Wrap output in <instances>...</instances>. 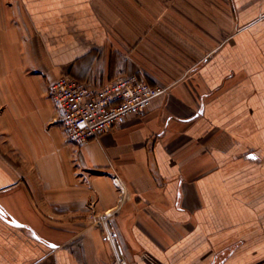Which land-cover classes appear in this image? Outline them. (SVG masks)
I'll return each mask as SVG.
<instances>
[{"label":"crops","instance_id":"1","mask_svg":"<svg viewBox=\"0 0 264 264\" xmlns=\"http://www.w3.org/2000/svg\"><path fill=\"white\" fill-rule=\"evenodd\" d=\"M61 75L167 90L76 145ZM106 211L127 264H264V0H0V264H112Z\"/></svg>","mask_w":264,"mask_h":264},{"label":"built area","instance_id":"2","mask_svg":"<svg viewBox=\"0 0 264 264\" xmlns=\"http://www.w3.org/2000/svg\"><path fill=\"white\" fill-rule=\"evenodd\" d=\"M166 87L150 85L137 75L117 77L102 86L61 75L48 89V95L61 114L62 125L70 141L83 145L98 140L127 117L148 109ZM111 211L96 216V226L112 254V264H127L117 246L116 232L110 226Z\"/></svg>","mask_w":264,"mask_h":264},{"label":"rangeland","instance_id":"3","mask_svg":"<svg viewBox=\"0 0 264 264\" xmlns=\"http://www.w3.org/2000/svg\"><path fill=\"white\" fill-rule=\"evenodd\" d=\"M95 225V224H94ZM96 226V225H95Z\"/></svg>","mask_w":264,"mask_h":264}]
</instances>
